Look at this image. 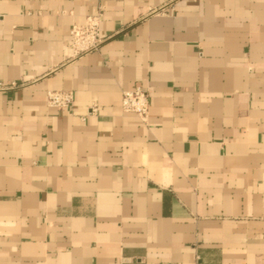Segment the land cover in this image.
<instances>
[{
    "label": "crops",
    "instance_id": "obj_1",
    "mask_svg": "<svg viewBox=\"0 0 264 264\" xmlns=\"http://www.w3.org/2000/svg\"><path fill=\"white\" fill-rule=\"evenodd\" d=\"M12 82L0 264H264V0H0ZM136 85L144 118L121 109Z\"/></svg>",
    "mask_w": 264,
    "mask_h": 264
},
{
    "label": "built area",
    "instance_id": "obj_2",
    "mask_svg": "<svg viewBox=\"0 0 264 264\" xmlns=\"http://www.w3.org/2000/svg\"><path fill=\"white\" fill-rule=\"evenodd\" d=\"M100 11L85 18L84 23L75 24L71 27L70 48L71 57L77 58L86 53L98 50L103 42L100 34ZM17 84L12 82L8 85L0 83V90L15 88ZM45 102L48 106L63 109L73 106L74 95L69 90H48L45 93ZM149 106V95L147 89L136 85L122 91L121 109L124 112L144 118L147 115Z\"/></svg>",
    "mask_w": 264,
    "mask_h": 264
}]
</instances>
